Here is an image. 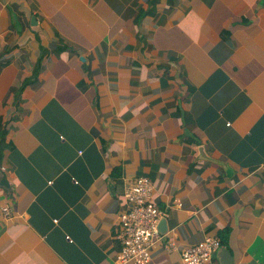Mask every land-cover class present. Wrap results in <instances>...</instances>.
Masks as SVG:
<instances>
[{
	"label": "crops",
	"instance_id": "0c3cea01",
	"mask_svg": "<svg viewBox=\"0 0 264 264\" xmlns=\"http://www.w3.org/2000/svg\"><path fill=\"white\" fill-rule=\"evenodd\" d=\"M2 129L0 264H118L143 176L148 264H264V0H0Z\"/></svg>",
	"mask_w": 264,
	"mask_h": 264
},
{
	"label": "built area",
	"instance_id": "2783aa9c",
	"mask_svg": "<svg viewBox=\"0 0 264 264\" xmlns=\"http://www.w3.org/2000/svg\"><path fill=\"white\" fill-rule=\"evenodd\" d=\"M152 190L150 179L143 176L137 177L125 191L130 209L120 214L118 264H148L151 259L150 248L159 237L157 224L164 215L152 201ZM7 210L8 205H4L3 211ZM219 246L217 238L207 237L198 245L184 249L181 259L184 264H207Z\"/></svg>",
	"mask_w": 264,
	"mask_h": 264
},
{
	"label": "trees",
	"instance_id": "16d2710c",
	"mask_svg": "<svg viewBox=\"0 0 264 264\" xmlns=\"http://www.w3.org/2000/svg\"><path fill=\"white\" fill-rule=\"evenodd\" d=\"M5 136H6V130L2 129L1 132H0V158L2 157L3 155V151H4V148H5ZM231 138H232V141H231ZM236 137L235 136H232L231 134H228L227 137H226V149H228L229 147H231L232 144H234V142L236 141L235 139ZM231 141V142H230ZM219 241V244H220V240Z\"/></svg>",
	"mask_w": 264,
	"mask_h": 264
},
{
	"label": "water",
	"instance_id": "95a60500",
	"mask_svg": "<svg viewBox=\"0 0 264 264\" xmlns=\"http://www.w3.org/2000/svg\"><path fill=\"white\" fill-rule=\"evenodd\" d=\"M199 155L206 157L204 148L200 146L199 148ZM163 222V221H161ZM160 228V226H158ZM161 229V228H160ZM217 255L222 259V262L224 264H228L231 261V257L228 254V251L226 249H219Z\"/></svg>",
	"mask_w": 264,
	"mask_h": 264
}]
</instances>
